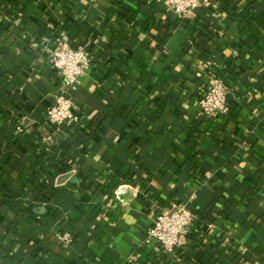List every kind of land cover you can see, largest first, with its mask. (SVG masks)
Here are the masks:
<instances>
[{"label":"crops","instance_id":"1","mask_svg":"<svg viewBox=\"0 0 264 264\" xmlns=\"http://www.w3.org/2000/svg\"><path fill=\"white\" fill-rule=\"evenodd\" d=\"M61 41L92 58L70 125ZM213 76L229 116L201 111ZM178 204L205 216L169 253L147 232ZM0 264H264V0H0Z\"/></svg>","mask_w":264,"mask_h":264},{"label":"built area","instance_id":"2","mask_svg":"<svg viewBox=\"0 0 264 264\" xmlns=\"http://www.w3.org/2000/svg\"><path fill=\"white\" fill-rule=\"evenodd\" d=\"M210 0H166L167 6L178 18L193 16L195 10ZM91 56L83 49L73 48L68 41H61L50 54L49 62L62 74V81L55 94L54 103L47 110V120L53 125L75 124L82 120L70 90L77 87L78 81L91 64ZM230 90L220 76H213L211 87L199 97V106L206 118H216L230 113L228 103ZM19 129H22L19 127ZM187 204H178L162 209L155 217L148 232V240L159 243L167 252L173 253L190 245L189 236L198 221ZM65 247L75 240L72 230L65 229L59 234ZM192 246V245H191Z\"/></svg>","mask_w":264,"mask_h":264},{"label":"trees","instance_id":"3","mask_svg":"<svg viewBox=\"0 0 264 264\" xmlns=\"http://www.w3.org/2000/svg\"><path fill=\"white\" fill-rule=\"evenodd\" d=\"M229 103V102H228ZM230 114H227L226 116H229ZM82 139L84 140V136H82ZM66 168H64L65 170H67L69 167H70V165H67V166H65ZM188 205V207L194 212V213H196V214H198V215H203V216H205V213L203 212V211H201V210H199V208L197 207V206H193V205H190V204H187ZM215 256V257H214ZM217 256V257H216ZM218 256H220L219 255V253L218 252H216V253H214V254H208L207 255V257H206V259L207 260H210V261H213V259L214 258H216L217 260H218Z\"/></svg>","mask_w":264,"mask_h":264},{"label":"water","instance_id":"4","mask_svg":"<svg viewBox=\"0 0 264 264\" xmlns=\"http://www.w3.org/2000/svg\"><path fill=\"white\" fill-rule=\"evenodd\" d=\"M229 97V96H228Z\"/></svg>","mask_w":264,"mask_h":264}]
</instances>
